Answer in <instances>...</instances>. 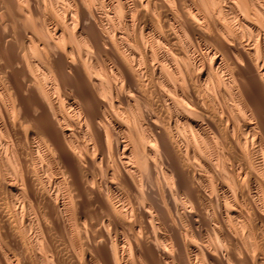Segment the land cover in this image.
Returning <instances> with one entry per match:
<instances>
[{
    "label": "bare ground",
    "instance_id": "6f19581e",
    "mask_svg": "<svg viewBox=\"0 0 264 264\" xmlns=\"http://www.w3.org/2000/svg\"><path fill=\"white\" fill-rule=\"evenodd\" d=\"M0 264H264V0H0Z\"/></svg>",
    "mask_w": 264,
    "mask_h": 264
}]
</instances>
